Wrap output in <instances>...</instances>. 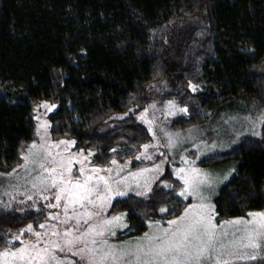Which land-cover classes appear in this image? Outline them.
<instances>
[{
	"label": "trees",
	"instance_id": "1",
	"mask_svg": "<svg viewBox=\"0 0 264 264\" xmlns=\"http://www.w3.org/2000/svg\"><path fill=\"white\" fill-rule=\"evenodd\" d=\"M155 98L187 108L172 129L208 122L231 102L264 109V0H0V174L36 139L42 101L55 105L50 137L73 140L103 165L149 141L138 114ZM198 163L235 166L214 198L217 220L264 209V119L257 133ZM180 187L166 172L148 193L116 197L108 214L126 212L122 235L136 234L191 201ZM43 217L0 197V250L19 246L12 236L26 238ZM230 264H264V254Z\"/></svg>",
	"mask_w": 264,
	"mask_h": 264
},
{
	"label": "rangeland",
	"instance_id": "2",
	"mask_svg": "<svg viewBox=\"0 0 264 264\" xmlns=\"http://www.w3.org/2000/svg\"><path fill=\"white\" fill-rule=\"evenodd\" d=\"M169 101L172 103L170 104ZM44 102H47V104ZM52 106V103L42 101L35 108L36 139L33 141H35L36 147L31 148L33 144V141H31L19 164H26L24 155H28L31 151L32 155L29 156L26 166H16L15 171L12 169L5 174H0V197L5 205L17 209L33 208L43 211L44 217L38 228L28 224L32 226V231H28V225L26 226L27 236L21 238V244L29 240L35 242L39 239L41 246L51 247L52 244L56 243L63 245L66 230H71L73 236L85 234L84 239L77 242L78 247H83L85 242L91 247V242L96 240L101 244L104 251H107L108 246H111L119 255V250L134 249L139 243H147L144 238L145 233L154 235L162 232L163 229H170L169 235H171L172 230L182 225L170 226L168 221L181 217L189 205L205 203L214 206L212 223L216 225L217 232L212 259L208 261V264H215L217 257L225 261V264L247 261L233 258V255L228 254L251 253V249L240 246L241 243H247L244 231L245 225L243 223L237 225L227 222L239 217H243L247 221L252 220V217L246 214L217 220L215 213L214 198L223 184L233 174L235 166L233 163L201 165L198 162L200 159L219 150L229 149L242 134L257 133L263 120L261 117L264 115V109L256 106L250 107L240 101L231 102L223 105L208 122L186 128L172 129L170 126L171 119L183 114L184 111L180 109L184 107L174 100L155 98L146 108L147 112L144 109L138 114V120L146 126L150 135L149 141L142 145L139 152L134 157L124 161L113 159L107 164L94 165L91 163V152L76 149L74 143H61V141L73 140L66 138L52 139L50 137L47 114L54 109ZM141 113H144L143 119H140ZM146 120L150 121L151 124L146 123ZM41 125L45 126L41 127ZM150 126L152 131H149ZM144 145H148V147L145 148ZM85 157L86 159H84ZM53 160L56 161V164L63 163L65 167L70 165L71 172L64 173L65 179L70 176L73 181L83 180L89 174L104 177L112 190L124 192L126 195L141 192L148 193L155 180L164 173L169 172L181 182V187L177 190L178 196L182 199L190 198L191 201L172 217L150 219L140 232L122 235V232L128 227L127 213L119 212L109 215L108 209L116 197H125L126 195L112 196L111 203H104L102 207L103 202L94 194L92 196L94 203L85 202L83 208L76 205L74 209L68 208L66 210L64 207L66 201L55 199L58 188L53 187L50 182L42 184L38 179V177L51 175L45 172V168L55 167L56 164H53ZM82 160L83 163H81ZM134 160L138 162L136 165H133L135 164ZM42 164L43 167H41ZM82 167L85 169L83 174L80 172ZM93 169H97V171L93 172ZM181 169L184 171L180 175L190 174L191 169H199L210 176L212 183L203 185L200 188V192L205 197L203 201L198 196L191 195L190 192L186 195H180V190L184 188V181L180 178V175H177V172ZM90 183L95 184V181ZM33 184H36V187H33ZM98 187L99 193L103 195L106 192L103 180L99 182ZM198 211H200L198 208L192 209L189 213L190 218H195ZM258 211H264V209L250 212ZM87 213H91V215H87ZM118 214H124L123 219L118 222L122 223L124 227H119L117 222L110 226L104 225V221L110 220ZM155 221H159V224L157 225ZM184 223H187V221ZM40 225H44V227L41 228ZM89 227H94L96 232H100L101 228H110V231H104L103 235H95V233H89ZM36 232L41 233L39 238L36 237ZM193 243H196V241L193 240ZM261 243L264 246V241ZM21 244L9 250L20 248ZM53 251L57 258L68 257L64 264H84L80 256L74 254L75 248L72 252H68L66 249L65 251L53 249ZM128 261H132V264H134L131 257L122 258L117 264H128ZM53 264H55V261H53Z\"/></svg>",
	"mask_w": 264,
	"mask_h": 264
},
{
	"label": "snow or ice",
	"instance_id": "3",
	"mask_svg": "<svg viewBox=\"0 0 264 264\" xmlns=\"http://www.w3.org/2000/svg\"><path fill=\"white\" fill-rule=\"evenodd\" d=\"M198 87L196 84L188 83V88L193 92L197 91ZM44 103L47 104V102ZM169 103L171 104L172 102L169 101ZM52 107H55V105ZM180 110L186 112L187 108L185 107ZM145 112H147V109H145ZM143 118L144 113H141L140 119ZM261 118L264 119V115ZM145 122L149 123V125L151 124L150 121L146 120ZM44 126L41 125V127ZM149 131H152L151 126L149 127ZM61 143L71 144L74 142L61 141ZM35 147L36 144L33 141L31 148ZM143 147L147 148L148 145H144ZM30 155H32L31 151L28 155H24L26 164ZM81 163H83V160ZM26 164L17 165V167H23ZM53 164H56L55 160H53ZM41 167H43V164ZM95 171L97 169H93V172ZM183 171V169L178 170L177 175H180ZM45 172L51 175L38 177L40 183L50 182L53 187L58 188L55 199L57 201L64 199L66 201L64 204L66 210L68 208L74 209L76 205L83 208L85 202L94 203L95 201L92 200L94 194L103 202L102 207L104 203H111L112 196L126 195L124 192L112 190L104 177L89 174L83 180L73 181L70 176L65 179L64 173L71 172V167L70 165L65 167L63 163L56 164L55 167L45 168ZM80 172L83 174L85 169L82 167ZM180 178L184 181V188L180 190V195H186L190 192L191 195L198 196L201 201L205 199L200 192V188L203 185H210L212 183L208 174L203 173L199 169H191L190 174L180 175ZM101 180L104 181L106 189L103 195L99 193L98 187ZM91 181H95V184L90 183ZM162 183L164 182L162 181ZM164 186L169 187L166 183H164ZM33 187H36V184H33ZM144 194L143 192L138 193V195ZM194 208H198L200 211L196 213L195 218H190L189 213ZM159 211L167 212L168 209L161 207ZM87 215H91V213H87ZM123 215L118 214L110 220L104 221V225L110 226L114 222L118 223L123 219ZM213 215L214 206L211 204L200 203L198 205H189L181 217L168 221L170 226L182 225L172 230L171 235H169L170 229H163L162 232L154 235L145 233L144 238L147 243H139L134 249L119 250V255H117V251L113 250L111 246H108V250L104 251L101 244L96 240L91 242V247L87 242L83 244V247H78L77 242L83 240L85 234L73 236L71 230H66L63 245L56 243L52 244L51 247H45L41 246L39 239L35 242L29 240L23 242L20 248L11 251L5 248L0 251V264H53V261H55V264H64L68 257L57 258L53 249H60L61 251H65L66 249L68 252H72L74 248V254L80 256L84 264H109V262L111 264H117L122 258L128 257L133 258L134 264H208V261L212 259L214 251L213 245L217 238L216 225L212 223ZM248 215L252 217V220L245 221L243 217H239L227 222L237 225L243 223L245 225L244 231L246 233L245 239L247 243H241L240 246L252 250L250 254L247 252L240 255L228 253L236 259L255 260L257 256L264 254V246L261 243L264 241V211L249 212ZM185 221L187 223H184ZM155 223L158 225L159 221H155ZM118 226L124 227L122 223H118ZM40 227L43 228L44 225H40ZM27 230L32 231V226L28 225ZM106 230L110 231V228H101L100 232H96L94 227H89L88 229L89 233H95V235H103V232ZM24 231L25 229H20L21 234ZM35 235L39 238L41 233L36 232ZM12 239L20 240L21 236L13 235ZM193 240L196 243H193ZM104 243L106 244L107 242L105 241ZM128 264H132V261H128ZM215 264H225V261L217 257Z\"/></svg>",
	"mask_w": 264,
	"mask_h": 264
}]
</instances>
